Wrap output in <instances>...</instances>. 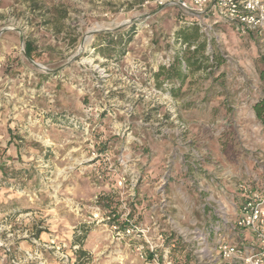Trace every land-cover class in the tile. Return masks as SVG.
I'll return each instance as SVG.
<instances>
[{"label":"rangeland","instance_id":"obj_1","mask_svg":"<svg viewBox=\"0 0 264 264\" xmlns=\"http://www.w3.org/2000/svg\"><path fill=\"white\" fill-rule=\"evenodd\" d=\"M181 15L154 0H0V264H142L89 219L97 207L139 208L143 223L166 207L204 228L220 205L234 215L239 180H264L258 42ZM173 256L194 262L184 243Z\"/></svg>","mask_w":264,"mask_h":264},{"label":"built area","instance_id":"obj_2","mask_svg":"<svg viewBox=\"0 0 264 264\" xmlns=\"http://www.w3.org/2000/svg\"><path fill=\"white\" fill-rule=\"evenodd\" d=\"M160 8L175 7L186 16L212 19L234 26L241 35L259 44L264 55V0H154ZM241 202L232 216L220 205L218 218L208 227H182L166 207L149 213V222L140 221L141 212L119 215L97 207L89 216L96 224L107 221L111 242L126 243L142 264H184L173 256L184 243L192 264H264V180L241 179L234 185ZM99 201V196L95 197ZM158 214H157V213ZM164 218L166 229L159 218ZM119 219V220H118Z\"/></svg>","mask_w":264,"mask_h":264},{"label":"trees","instance_id":"obj_3","mask_svg":"<svg viewBox=\"0 0 264 264\" xmlns=\"http://www.w3.org/2000/svg\"><path fill=\"white\" fill-rule=\"evenodd\" d=\"M185 17L187 18V16H183L181 15L180 18ZM194 21V20H193ZM26 53L29 57H32V53H33V48L31 46V43L29 45H27V49H26ZM162 70H164V67H161ZM179 77L181 76L182 78L184 77V72H182V70H180L178 73ZM158 75V74H157ZM261 77L264 81V71L261 74ZM174 89V90H173ZM170 92L172 95L176 96L178 95V90H175L176 88H173ZM254 111L256 113V116L258 117V119H262L264 120V99L258 100V102H256V104L254 105Z\"/></svg>","mask_w":264,"mask_h":264}]
</instances>
